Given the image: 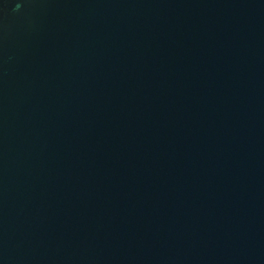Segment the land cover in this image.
<instances>
[{
  "label": "water",
  "instance_id": "water-1",
  "mask_svg": "<svg viewBox=\"0 0 264 264\" xmlns=\"http://www.w3.org/2000/svg\"><path fill=\"white\" fill-rule=\"evenodd\" d=\"M0 264H264V0H0Z\"/></svg>",
  "mask_w": 264,
  "mask_h": 264
}]
</instances>
